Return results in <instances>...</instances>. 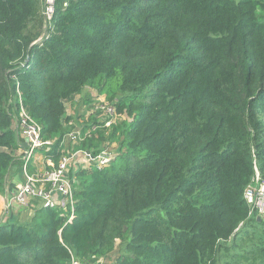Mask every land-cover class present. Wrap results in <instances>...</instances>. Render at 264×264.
I'll return each mask as SVG.
<instances>
[{"label": "trees", "instance_id": "obj_1", "mask_svg": "<svg viewBox=\"0 0 264 264\" xmlns=\"http://www.w3.org/2000/svg\"><path fill=\"white\" fill-rule=\"evenodd\" d=\"M43 26L42 0H0V191L21 107L57 164L66 102L104 93L119 119L89 116L75 148L118 151L76 171L72 204L0 221V264L106 260L117 241L113 264H264L243 196L264 178V0H55Z\"/></svg>", "mask_w": 264, "mask_h": 264}, {"label": "built area", "instance_id": "obj_2", "mask_svg": "<svg viewBox=\"0 0 264 264\" xmlns=\"http://www.w3.org/2000/svg\"><path fill=\"white\" fill-rule=\"evenodd\" d=\"M54 13L55 0H42L44 27L50 25ZM98 95L97 92L92 95L93 111L86 117V120L89 116H93L98 122H103V126L110 127L119 119L120 115L117 113L114 102L103 103L96 100ZM13 119V128L19 138L20 146L17 151L18 157L22 161L20 168L22 178L21 182L15 185L14 192L10 201L6 203L5 209H8L11 203L29 206L30 203L37 200L41 206L65 208L67 202L72 204V187L76 181V171L90 165L102 166L112 158L107 147L97 154H94L92 150L75 148L76 144L91 136V131L95 126L83 131L82 125L77 126L73 121H70L69 124H75V127L62 137L59 144L61 157L55 164L41 152V150L48 151L53 140L41 137L40 125L22 107L18 116ZM80 121V124L84 123V121ZM38 153L41 155L42 166H34L35 168L30 170V164ZM243 196L249 206L248 217L256 216L259 219H264V178L261 177L256 167L254 176L246 186ZM103 260V258L72 259L70 264H100Z\"/></svg>", "mask_w": 264, "mask_h": 264}, {"label": "rangeland", "instance_id": "obj_3", "mask_svg": "<svg viewBox=\"0 0 264 264\" xmlns=\"http://www.w3.org/2000/svg\"><path fill=\"white\" fill-rule=\"evenodd\" d=\"M43 28H44V26L41 29L44 30ZM96 92L97 91L95 89L89 90V88H85L84 91L82 92V94H80L79 96H76L71 101L66 102V108H67L66 114L70 115L72 120L75 123H78L77 126L81 125L80 120H82V122L85 121L86 117H88V115L91 114V111H93V104H92L93 101L92 102H86V101H87V98L89 96H90V98H92L93 93H96ZM96 100H100L103 103H106V101H110L108 98H106V95L104 93L99 94ZM107 149L110 151V153L113 156L118 151V145L115 142H112V143H110V145ZM0 193H3V190H1ZM11 204H15V206L18 207V210L20 212L24 211V208L22 206L16 205V203H11ZM30 204H32V203H30ZM25 214L26 213H24V212L22 213V215H25ZM21 221L24 222V220H21ZM245 229H247V226L243 227V230H245ZM246 238H247V241L246 242H242V241L239 242L240 247L238 249H235V250H240L241 248H243L245 250H249L251 243L256 241V237H253L251 234H249ZM242 240H243V238H242ZM118 243H119V241L116 242V248H115L114 252L112 254H110V257L106 260H103L102 263H100V264H113L114 258L118 254L117 253L118 252L117 251L118 250L117 249ZM233 253H234V250L231 251V254H233ZM242 253H244V252L242 251ZM233 260H234V258H232L230 254H228L227 256L220 257L218 261H219V264H223L224 261L225 262L226 261L232 262Z\"/></svg>", "mask_w": 264, "mask_h": 264}, {"label": "crops", "instance_id": "obj_4", "mask_svg": "<svg viewBox=\"0 0 264 264\" xmlns=\"http://www.w3.org/2000/svg\"><path fill=\"white\" fill-rule=\"evenodd\" d=\"M79 95L80 94H77L76 96H79ZM65 106H66V104H65ZM15 155H16V158H18V151L17 150H16ZM34 166H36V167L42 166V159H41L40 153H38L36 155V157L34 158L32 163L30 164V167H34ZM20 168H21V165H20V167H19V165H15L11 169V171L9 172V174L7 176L6 183L3 187V193H0V221H2V222L14 221V220L27 221L35 212V209L33 206L34 202H37L38 204H40L38 200L33 201L32 204H30V206H22L24 208V211H21V212L18 210V207H16L15 204H10L9 208H8L9 210L5 209L6 203H8V201H10L11 195L14 192L15 185L17 183L21 182L22 176H21ZM23 212L26 214L22 215Z\"/></svg>", "mask_w": 264, "mask_h": 264}, {"label": "water", "instance_id": "obj_5", "mask_svg": "<svg viewBox=\"0 0 264 264\" xmlns=\"http://www.w3.org/2000/svg\"><path fill=\"white\" fill-rule=\"evenodd\" d=\"M259 219V218H258Z\"/></svg>", "mask_w": 264, "mask_h": 264}]
</instances>
